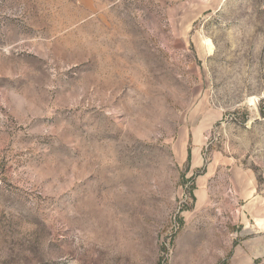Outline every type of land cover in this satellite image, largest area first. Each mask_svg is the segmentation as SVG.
Returning <instances> with one entry per match:
<instances>
[{"label":"rangeland","instance_id":"1","mask_svg":"<svg viewBox=\"0 0 264 264\" xmlns=\"http://www.w3.org/2000/svg\"><path fill=\"white\" fill-rule=\"evenodd\" d=\"M260 218L264 0H0V264H264Z\"/></svg>","mask_w":264,"mask_h":264},{"label":"crops","instance_id":"2","mask_svg":"<svg viewBox=\"0 0 264 264\" xmlns=\"http://www.w3.org/2000/svg\"><path fill=\"white\" fill-rule=\"evenodd\" d=\"M254 196V194H252V197ZM248 198H250V197H248ZM257 221H259V222H261L262 224H264V222H263V219L262 218H260L259 220H257ZM258 224V223H257ZM260 224V223H259ZM258 224V225H259ZM259 226H261V225H259Z\"/></svg>","mask_w":264,"mask_h":264},{"label":"trees","instance_id":"3","mask_svg":"<svg viewBox=\"0 0 264 264\" xmlns=\"http://www.w3.org/2000/svg\"><path fill=\"white\" fill-rule=\"evenodd\" d=\"M190 158H191V155H190V153H189V160H190Z\"/></svg>","mask_w":264,"mask_h":264}]
</instances>
